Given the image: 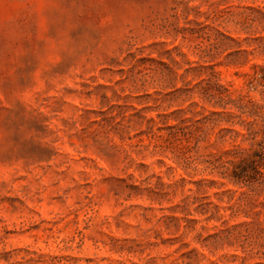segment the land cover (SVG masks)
<instances>
[{
	"label": "rangeland",
	"instance_id": "1",
	"mask_svg": "<svg viewBox=\"0 0 264 264\" xmlns=\"http://www.w3.org/2000/svg\"><path fill=\"white\" fill-rule=\"evenodd\" d=\"M0 264H264V0H0Z\"/></svg>",
	"mask_w": 264,
	"mask_h": 264
}]
</instances>
